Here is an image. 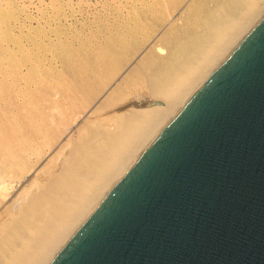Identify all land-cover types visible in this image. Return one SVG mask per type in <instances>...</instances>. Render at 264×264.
Segmentation results:
<instances>
[{
    "label": "bare ground",
    "instance_id": "6f19581e",
    "mask_svg": "<svg viewBox=\"0 0 264 264\" xmlns=\"http://www.w3.org/2000/svg\"><path fill=\"white\" fill-rule=\"evenodd\" d=\"M118 1L101 37L50 47L62 66L37 82L0 48V264H52L264 19V0Z\"/></svg>",
    "mask_w": 264,
    "mask_h": 264
},
{
    "label": "water",
    "instance_id": "95a60500",
    "mask_svg": "<svg viewBox=\"0 0 264 264\" xmlns=\"http://www.w3.org/2000/svg\"><path fill=\"white\" fill-rule=\"evenodd\" d=\"M52 264H264V19Z\"/></svg>",
    "mask_w": 264,
    "mask_h": 264
},
{
    "label": "rangeland",
    "instance_id": "374dc122",
    "mask_svg": "<svg viewBox=\"0 0 264 264\" xmlns=\"http://www.w3.org/2000/svg\"><path fill=\"white\" fill-rule=\"evenodd\" d=\"M211 1L217 2L218 0ZM118 2L125 4L128 1L119 0ZM107 3V0H0V48L13 50L15 57L20 61L27 55L29 61L36 65L37 71L34 80L37 82L40 78H44L47 73H51L52 69H60L62 66L60 59L54 58L49 51L50 47L58 43L76 47L91 35L99 34V37L103 35L104 23L114 22L117 18L116 9L112 11V9L107 8ZM182 16V11H179L175 14V19ZM21 48L23 50H20ZM129 98L132 99L127 101L128 104L126 102L121 105L125 108L122 111L128 109L130 102L136 98L138 100L139 97L135 95V99L133 97ZM155 102H158V100ZM45 163L46 161L43 164L46 165ZM34 175L36 176V173L28 174L24 179L14 183L7 205L13 204L15 198L25 192L27 187H30L32 182L29 181L34 180Z\"/></svg>",
    "mask_w": 264,
    "mask_h": 264
}]
</instances>
